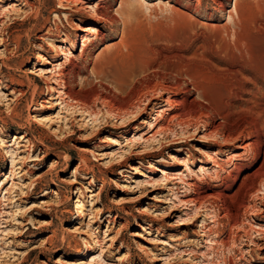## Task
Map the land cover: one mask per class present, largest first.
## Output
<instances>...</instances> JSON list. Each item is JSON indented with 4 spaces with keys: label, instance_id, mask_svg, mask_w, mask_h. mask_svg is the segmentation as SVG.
Listing matches in <instances>:
<instances>
[{
    "label": "rangeland",
    "instance_id": "374dc122",
    "mask_svg": "<svg viewBox=\"0 0 264 264\" xmlns=\"http://www.w3.org/2000/svg\"><path fill=\"white\" fill-rule=\"evenodd\" d=\"M90 1L0 0V264H264L262 173L244 207L240 181L219 198L202 154L218 147L172 120L180 99L138 117L130 100L162 55L187 48L184 66L241 121L249 78L264 76V0H239L234 19L236 0H97L116 26ZM243 153L215 155L219 175L262 169Z\"/></svg>",
    "mask_w": 264,
    "mask_h": 264
},
{
    "label": "bare ground",
    "instance_id": "6f19581e",
    "mask_svg": "<svg viewBox=\"0 0 264 264\" xmlns=\"http://www.w3.org/2000/svg\"><path fill=\"white\" fill-rule=\"evenodd\" d=\"M173 1L179 4V0ZM96 2L97 0L90 1V3L93 4ZM212 3L218 5L219 10H223V2L212 0ZM238 3L239 0H236L234 10L229 13L230 18L232 19H234L235 14H239ZM196 10L199 11L197 8ZM93 12V15L97 16L105 23L115 26L120 23V21L114 16L106 14L105 8L101 5L100 2H97V4L93 7ZM183 13L185 14V12ZM129 24L131 23L128 21H124V23L122 24L124 25L123 38L127 34L126 31ZM95 32L99 36L102 35L101 30H95ZM128 35L129 34H127V36ZM233 38L236 42V48L238 47L239 49H241L242 45H240V39L238 35L234 34ZM100 42H102V40ZM226 47L227 45L224 49L228 50V47ZM86 48L83 54H85ZM188 52L190 51H188L187 48H184V50H180L177 53H171L172 56L162 55V62L156 66L151 67V70L155 71L154 80L144 81L145 83H140L141 85H138L130 98L131 101L136 102V107L139 109V113H137L138 115L136 114V117L143 114V112L146 111L147 107L151 106L153 102H156L154 104V106L158 109L156 110V112L161 113L162 104L160 103H162V101H165L163 99L165 94L167 95V99L165 101L167 104H171L172 100L175 98L177 99L178 97V99L180 100H176L175 103L179 107V109L174 113L173 116H171L172 120L175 119L176 121H178V125L183 128L185 132L188 131V129L191 127L196 128L198 125H202L203 130H206L204 138L206 144L204 146L210 148L211 146L215 145L216 147H218V152H213L212 156L208 150H204L202 152L203 156L208 157L209 160L214 164V167L217 168L216 176L220 178L222 186L224 187L223 190L215 191V195L219 198L221 196L226 197V192L231 189L230 186L240 181L238 189L235 191L236 195L234 196H241V203L239 204L240 206H243L248 191L254 189L253 187L258 181V176L261 173L263 179H259V183H264V161L262 169L254 175H248L246 173L242 174L243 172L247 171V168L241 167V165H235V167L227 172L226 176H220L221 172H218L223 169L224 163L217 157H215V155L223 152L224 150H228L230 147H233L235 150L241 149V151H244L243 154L245 155V158H248L249 156H251L253 160H256L260 157L264 158V134L262 135V132L264 131V102L259 98V96L264 97V76H253L249 78V80L251 81V84L250 82L249 84L250 86H252V88L246 89L243 96H245L246 98L250 97L251 99L244 100V106H241V110L244 113V118L241 121H237L233 117L234 115H232L230 112H225L224 110L216 107L214 101L206 92L203 85L195 80L192 72L189 71L190 68L189 70L187 69L189 65L187 67L184 66L183 62L185 61L187 57L186 53ZM198 53L199 52H196L195 55L199 56ZM68 61L69 62L67 64H63V66H61L65 70H68V67L72 63L71 59ZM4 65L6 64L4 63ZM247 71L249 70L246 66H241L238 68L237 74L245 76ZM185 78H189L190 82H187ZM189 86H192V90L194 92L198 94L201 93V99L193 98V94L191 93ZM142 106L144 107L141 108ZM130 107V104H126L124 107H121L120 109L118 108L115 115H117L118 117H122L125 114L128 115L127 113H129ZM216 118H218L220 122H217ZM162 120L164 121L166 119L162 118ZM160 128H163L162 130L166 129L165 126H163V123L160 124ZM0 143L1 146H6L5 140L2 137H0ZM224 211L225 213H227L226 209H224ZM263 211L264 210H262V212Z\"/></svg>",
    "mask_w": 264,
    "mask_h": 264
}]
</instances>
